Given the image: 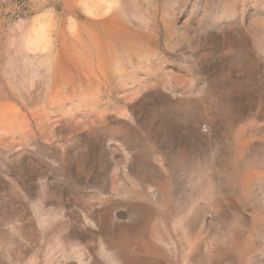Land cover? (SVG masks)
Listing matches in <instances>:
<instances>
[{
  "label": "rangeland",
  "instance_id": "obj_1",
  "mask_svg": "<svg viewBox=\"0 0 264 264\" xmlns=\"http://www.w3.org/2000/svg\"><path fill=\"white\" fill-rule=\"evenodd\" d=\"M0 264H264V0H0Z\"/></svg>",
  "mask_w": 264,
  "mask_h": 264
}]
</instances>
